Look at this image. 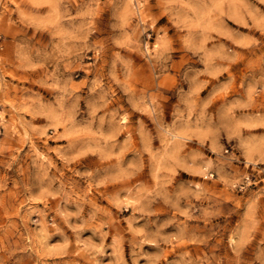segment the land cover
Here are the masks:
<instances>
[{
	"label": "rangeland",
	"instance_id": "1",
	"mask_svg": "<svg viewBox=\"0 0 264 264\" xmlns=\"http://www.w3.org/2000/svg\"><path fill=\"white\" fill-rule=\"evenodd\" d=\"M0 264H264V0H0Z\"/></svg>",
	"mask_w": 264,
	"mask_h": 264
}]
</instances>
